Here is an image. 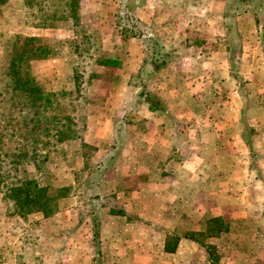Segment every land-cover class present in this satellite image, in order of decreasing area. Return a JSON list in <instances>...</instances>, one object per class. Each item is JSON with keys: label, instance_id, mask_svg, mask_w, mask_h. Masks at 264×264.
Returning a JSON list of instances; mask_svg holds the SVG:
<instances>
[{"label": "rangeland", "instance_id": "1", "mask_svg": "<svg viewBox=\"0 0 264 264\" xmlns=\"http://www.w3.org/2000/svg\"><path fill=\"white\" fill-rule=\"evenodd\" d=\"M221 7V0H81L78 22L74 19L51 20L46 28L39 29L30 25L32 20L26 15L25 0H0V68L6 69L8 65L5 57L7 44L22 46L27 42L30 44L28 48H32L33 52L43 56L31 62V69L37 81L48 92L73 91L74 70L78 68L85 77V98L82 102L84 105L81 108V114L88 118L95 113L94 106L97 103L95 87L103 82L101 80H108L110 76L115 75L118 77L127 67L131 70L136 67L137 72L132 76L131 83L138 84L139 79L136 76L146 53L159 57L157 55L159 48L165 49L166 52L171 53L172 63L177 62V65H180L183 60L182 67L185 69L183 73L191 75L192 70L196 72L193 74L195 77L190 80L195 82L194 87H197L193 94L199 106H196V115H190L187 124L182 123L179 126V135H223L227 129H230V133L226 135L246 134V128L244 129L239 121L235 120L233 123L238 112L236 114L232 110L230 114L232 122H229V126L226 124L227 118H223L225 116L223 101L227 100L237 105H240L242 101L236 92L238 87L236 81L224 75L223 67L225 64L227 68V61L221 55V50L225 45L226 33L222 27H218L222 20ZM137 20L141 23L138 25L140 27L138 31H147L150 38L125 37L128 33H124L122 27L137 25ZM217 23L218 26H216ZM238 23L247 25L241 26L240 29L245 53L242 60L236 59V66L241 67V77L247 85V91L252 100L247 121L249 126L257 131L256 135H264V56L261 40H258L260 30L254 26V19L251 17L242 16ZM30 40L33 41L30 42ZM77 47H80V50H77ZM97 58L118 59L121 65L119 68L107 71L95 65L94 61ZM43 60L48 61L42 62ZM124 70L123 72H126ZM151 70L149 65L143 72L144 78L147 83L150 81L149 87L157 93L155 84L160 75L154 79L150 75ZM93 73L95 77L101 75L102 79H92ZM203 73H208L209 77L204 76ZM166 79H169L168 83L173 81L170 76ZM166 79L165 83H167ZM138 90L132 102L133 104L139 102L137 103L139 106L145 100L140 97L141 88ZM207 98L210 99V104L213 102L218 108L210 106L204 109L200 101ZM62 102L66 104L65 99H62ZM142 110L144 108L126 115L121 122V134H119L124 136L119 142L124 143L126 135L137 134L134 130L138 127V120L140 128L144 129L148 126L149 118ZM206 110L210 113L208 123L203 118L208 115ZM151 122L155 124L154 131L157 133L159 123L155 119ZM19 140L18 136L12 141L5 138L2 147L4 159L13 158L14 148ZM64 144L58 151L50 154L48 162L41 165L40 171L37 172L34 166L26 165L28 173L35 177L40 185L48 186L52 190L75 183L76 175H79L73 188L76 195L69 197L70 202L61 200L52 219H45L42 213H35L26 218L10 214L0 190V264H10V262L19 264L24 261L28 264H62L67 255V258L72 261L78 256L76 250L81 240L76 233L77 229L92 228L90 209L95 207L98 213L102 211L103 214L106 211L101 207L103 201L90 202L84 187L90 176V170L85 169L84 159L76 157L75 149ZM91 146L98 150L97 147ZM262 151H264L263 141L259 148L261 154L246 150L243 157H240L252 171L248 177L249 189L245 198L249 202L252 199L256 210L253 211L254 207L249 204L247 206L256 213V218L248 220L245 225L248 229L253 228L254 234L260 235V239L253 242L257 244L254 248L256 253H253L256 255L264 254V214H262L264 210L259 208L264 199L260 200L256 195L261 189L264 191ZM79 152L83 157L82 147ZM241 154L242 152H238L235 157L238 158ZM103 157L104 155L97 153L91 159V165L102 161ZM95 179L104 185L106 173L96 175ZM257 212L262 214L260 218ZM228 218L222 219L221 223L223 222L222 224L229 228L233 217ZM240 219L245 221L249 218L243 216ZM186 234L190 236L192 233ZM251 238L254 237L242 236V239H245L244 242L248 243ZM205 243L211 245L208 239H205ZM215 255L220 257L218 251H215ZM35 257L39 259L35 260ZM211 258L214 257L211 255ZM206 259L205 264H211L212 259L209 254ZM257 259L256 264H264V258Z\"/></svg>", "mask_w": 264, "mask_h": 264}, {"label": "crops", "instance_id": "2", "mask_svg": "<svg viewBox=\"0 0 264 264\" xmlns=\"http://www.w3.org/2000/svg\"><path fill=\"white\" fill-rule=\"evenodd\" d=\"M227 3L228 0H221L222 17ZM233 6L235 9L240 4L235 1ZM242 16L254 19V26L260 30L258 40H261L264 56V25L258 24L254 15L244 13L234 17L238 30L235 57L242 60L245 53L240 29L247 25L238 23ZM219 24L216 26L224 27L223 18ZM230 42V36H225V45L221 50V55L227 61V68L225 64L223 67L224 75L236 81V92L242 103L237 105L223 101V118H227L228 125L232 122L230 114L238 112L233 123L239 121L246 128V134L226 135L230 133V129H227L223 135H179V126L187 124L190 115H196V106H199L194 97L197 87L190 80L196 72L192 70L191 75L183 73V60L180 65L172 63L156 80L157 94L163 99L166 112L154 111L145 102L140 107L139 102L133 104L134 94L140 89L131 83L132 76L137 72L136 67L134 70L127 67L123 69L126 72L122 70L118 77L115 75L101 80L103 82L95 87L97 103L95 113L87 118L84 142L97 147V153L104 155L103 160L110 155L115 156L113 165L106 170V183L103 186L108 195H112V200H109L121 205L126 215L114 216L109 208L104 209L97 245L93 241V225L90 230L78 228L76 233L81 237L76 250L78 256L70 261L67 255L62 264H205L208 254L206 247L188 238L189 234L186 233L202 234L207 231L211 220L221 221L229 219V216L233 217L230 227L208 238L220 254L218 264H256L257 258H264L263 253L253 254L257 246L253 242L260 239V235L254 234L253 228L248 229L245 225L248 220L256 218V213H253L256 209L252 199L249 202L245 198L252 171L240 158L246 150L261 154L259 148L261 141L264 142V135H256L257 131L248 124V109L252 100L241 77V67L233 66L228 50ZM104 69L110 71L114 68ZM203 75L207 77L208 73ZM167 76L173 80L171 83H168ZM200 103L204 109L210 106L218 108L215 103L210 104L208 98ZM140 108H144L142 112L149 118L148 126L140 128L138 120V127L134 130L137 134L126 135V141L119 142L124 136L119 135L121 122L126 115L138 112ZM203 118L208 123L210 113ZM153 119L159 123L157 133L154 131L155 124L151 122ZM77 141H68L64 145L74 148L75 156L83 159L79 152L81 144ZM116 144L117 147H114ZM238 152L242 154L236 158ZM256 195L260 200L264 199L262 189ZM65 200L71 201L70 198ZM263 203L259 207L262 210ZM247 204L254 207L253 211ZM257 213L258 218L264 214ZM243 216L249 219H240ZM235 220L237 222L233 223ZM248 235L254 237L249 240L250 243L242 239V236ZM175 236L179 237L177 243Z\"/></svg>", "mask_w": 264, "mask_h": 264}, {"label": "trees", "instance_id": "3", "mask_svg": "<svg viewBox=\"0 0 264 264\" xmlns=\"http://www.w3.org/2000/svg\"><path fill=\"white\" fill-rule=\"evenodd\" d=\"M237 1L240 7L233 9L234 2ZM81 0H25L26 15L32 20L30 25L33 28L44 29L51 20L67 21L74 19L78 22L80 18ZM244 13L252 14L256 17L258 24L264 25V0H228L227 9L223 15L226 37L230 36L231 42L228 50L231 53L233 66H236L235 51L237 50V35L234 17ZM137 25L122 27L125 37H135L137 39L150 38L149 33L140 30L139 20ZM33 40H30V42ZM160 41V40H159ZM28 42L22 46H5V57L7 68H0V190L3 200L7 203L10 214L19 215L26 218L35 213H42L45 219L52 218L58 209L59 203L72 195L74 184L66 185L58 190H52L48 186L40 185L39 181L32 177L26 165L34 166L36 171L41 170V165L48 162L50 154L58 151L65 142L70 140L80 141L84 167L90 170V176L84 185L90 202L103 201L102 209L109 208L110 214L114 216H125L124 208L116 201L111 202L112 197L107 190L97 182L96 175L105 174L106 170L113 165L115 156L110 155L107 160H102L95 165L90 161L97 155L98 150L90 144L84 142V134L88 128V119L81 114L83 107L85 80L83 74L75 68L73 91H62L61 93L48 92L41 85L32 73L31 62L43 56L33 52L28 48ZM80 50V47H77ZM170 52L159 48V57L151 53H146L143 64L136 76L139 83L134 84L141 88L140 97L145 100L150 109L154 111L166 112L163 99L154 92L144 78V71L151 67L150 75L155 77L170 67L172 60ZM47 57V55H44ZM45 58V57H44ZM95 65L102 68H119L121 63L117 59L97 58ZM92 79L101 78V75ZM66 100V104L62 102ZM67 99H70L67 101ZM20 138L18 145L14 148L13 158L4 159L2 147L5 138L12 141ZM117 147V144L116 146ZM83 187V188H84ZM93 204V203H92ZM90 218L93 223V241L97 245L100 239L101 224L103 222V212L98 213V209H90ZM82 221V220H81ZM228 227L224 226L218 219L209 222L208 229L202 234L192 233L188 238L196 240L206 247L213 264H218L220 257H216V247L205 243V239L212 238ZM175 243L179 237L175 236ZM211 255L214 258H211ZM39 258L35 257V260ZM19 264H28L26 261Z\"/></svg>", "mask_w": 264, "mask_h": 264}]
</instances>
